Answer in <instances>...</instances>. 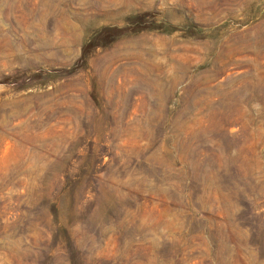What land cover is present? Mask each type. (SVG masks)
Here are the masks:
<instances>
[{
  "label": "rangeland",
  "instance_id": "1",
  "mask_svg": "<svg viewBox=\"0 0 264 264\" xmlns=\"http://www.w3.org/2000/svg\"><path fill=\"white\" fill-rule=\"evenodd\" d=\"M0 0V264H264V0Z\"/></svg>",
  "mask_w": 264,
  "mask_h": 264
},
{
  "label": "bare ground",
  "instance_id": "2",
  "mask_svg": "<svg viewBox=\"0 0 264 264\" xmlns=\"http://www.w3.org/2000/svg\"><path fill=\"white\" fill-rule=\"evenodd\" d=\"M199 2H197L198 4H200V5H205V4H203V3H205V1L206 0H198Z\"/></svg>",
  "mask_w": 264,
  "mask_h": 264
}]
</instances>
